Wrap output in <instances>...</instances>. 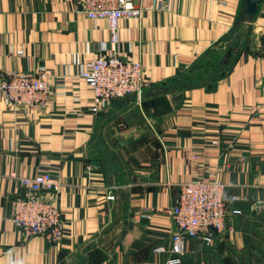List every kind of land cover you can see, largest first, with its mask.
<instances>
[{"label": "crops", "instance_id": "crops-1", "mask_svg": "<svg viewBox=\"0 0 264 264\" xmlns=\"http://www.w3.org/2000/svg\"><path fill=\"white\" fill-rule=\"evenodd\" d=\"M244 2L166 0L164 8L121 21L120 52L146 66L149 87L182 74L207 77L215 69L211 49L236 26ZM251 32L256 39L230 72L212 86L187 89L181 107L172 92L120 115L116 162L96 163L103 113L90 110L92 93L80 74L87 59L110 47L106 22L89 19L77 0H0V80L12 70L45 69L55 82L47 105L28 113L0 90V264L161 261L151 245L173 232L165 209L195 177L220 178L227 196L240 199L230 204L237 212L229 229L211 243L190 239L182 264H264V3ZM41 169L62 182L66 227L57 243L26 236L11 220L12 201L28 193L20 177ZM115 183L126 187L120 195L128 224L110 252L94 240L119 215L121 203L107 197Z\"/></svg>", "mask_w": 264, "mask_h": 264}, {"label": "built area", "instance_id": "built-area-1", "mask_svg": "<svg viewBox=\"0 0 264 264\" xmlns=\"http://www.w3.org/2000/svg\"><path fill=\"white\" fill-rule=\"evenodd\" d=\"M166 0H77L78 8L91 20H104L109 31L106 53L87 59L80 77L92 93L90 110L101 114L121 98L140 94L150 86L145 67L140 60L124 57L119 48L121 21L138 19L156 6L164 8ZM55 82L47 70L4 73L0 90L7 103L28 113L47 105ZM20 182L28 193L12 201L11 220L26 236L41 235L51 242L61 241L66 227L60 210L59 193L62 182L48 169L34 176H21ZM174 204L165 209L171 216L174 229L167 240L153 243L151 252L163 256L161 261L148 260L145 264H182L190 239L211 243L216 236L229 229L228 219L239 202L238 195L227 196V185L220 178L195 177L182 182ZM109 194L108 199H114ZM151 218V214H148Z\"/></svg>", "mask_w": 264, "mask_h": 264}, {"label": "water", "instance_id": "water-1", "mask_svg": "<svg viewBox=\"0 0 264 264\" xmlns=\"http://www.w3.org/2000/svg\"><path fill=\"white\" fill-rule=\"evenodd\" d=\"M263 3L264 0H245L236 26L211 49L210 59L214 61L212 66H214L215 69L211 73H209L210 69H207V73H209L207 77H201V74L195 73L182 74L167 82H162L156 86L146 88L140 94L133 93L127 95L116 103L108 106L100 116L98 122V145L102 150L99 152L101 158L98 159L96 163H100L102 160L113 163L116 162L115 153L113 147H111L120 139L119 136H114L118 129V124L115 120L120 115L127 112L138 101L175 92L171 100L173 105L179 108L183 103L185 91L187 89L193 86H212L217 79L225 77L234 66L248 39H256V34L255 32H251V29ZM114 186L115 190L112 192L114 196V206L121 203L119 215L113 227L107 229V232L101 234V236L94 240L99 246L110 252H112L114 247L118 244L119 238L128 224V201L123 199L120 195V192L126 190V187L120 186L117 183H115ZM102 259H104V257H102Z\"/></svg>", "mask_w": 264, "mask_h": 264}, {"label": "rangeland", "instance_id": "rangeland-1", "mask_svg": "<svg viewBox=\"0 0 264 264\" xmlns=\"http://www.w3.org/2000/svg\"><path fill=\"white\" fill-rule=\"evenodd\" d=\"M213 68H215L214 66H213ZM211 70H212V68H210Z\"/></svg>", "mask_w": 264, "mask_h": 264}]
</instances>
